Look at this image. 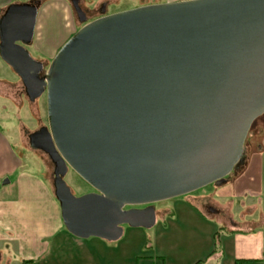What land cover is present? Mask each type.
I'll return each mask as SVG.
<instances>
[{
    "label": "water",
    "instance_id": "1",
    "mask_svg": "<svg viewBox=\"0 0 264 264\" xmlns=\"http://www.w3.org/2000/svg\"><path fill=\"white\" fill-rule=\"evenodd\" d=\"M42 0L0 17V58L31 105L47 95L48 127L30 147L55 166L64 225L109 242L150 230L151 206L227 184L264 115V0H190L107 14L84 25L48 68L34 60ZM45 137V146L41 144ZM73 170L96 193L76 197ZM150 205V206H149ZM148 206L145 209L127 207Z\"/></svg>",
    "mask_w": 264,
    "mask_h": 264
},
{
    "label": "crops",
    "instance_id": "2",
    "mask_svg": "<svg viewBox=\"0 0 264 264\" xmlns=\"http://www.w3.org/2000/svg\"><path fill=\"white\" fill-rule=\"evenodd\" d=\"M31 1L0 0V17L7 7ZM121 1L79 0V5L88 14L104 4L108 11ZM76 19L79 22L71 0H42L34 39L72 37L81 29ZM0 76L1 93L23 107L26 95L21 79L17 74L15 81ZM256 128L263 145L251 148L241 172L225 188L194 193L171 208L157 209L161 222L156 221L152 231L124 227L116 243L80 239L68 232L48 173L49 161L30 147L27 134L36 130H23L21 137L23 146L36 154L41 173L29 169L32 160H23L1 132L0 264H236L238 260L264 264V122ZM87 194L91 193L81 196ZM204 204L218 213L207 212ZM241 206L250 217L257 215V220L242 217L241 222L235 221L233 212Z\"/></svg>",
    "mask_w": 264,
    "mask_h": 264
},
{
    "label": "rangeland",
    "instance_id": "3",
    "mask_svg": "<svg viewBox=\"0 0 264 264\" xmlns=\"http://www.w3.org/2000/svg\"><path fill=\"white\" fill-rule=\"evenodd\" d=\"M183 1H190V0H143V1L122 0L120 3L111 5L107 11V14L109 13H110L109 15L117 14L121 12L132 11L142 7L150 6V5L144 6V3L147 4V3L155 2L156 4L154 5H163L162 3L165 4V2L175 3V2H183ZM97 10L91 11L87 14L90 21L99 17V13L96 12ZM50 16H52V14ZM76 23L78 27L82 28L84 26L81 23H79L77 19H76ZM72 37L67 38L63 35L57 38H48V37H43L42 39L35 38L33 45L28 47L27 49L34 60L45 63L49 68L53 60L57 56V54ZM5 65L6 64L0 58V67L2 66L5 69L0 71V75L4 74L5 76H2L3 78L10 81H15L17 79L16 74H14V71L8 65L7 66ZM22 102H23V107H19L15 102L6 98L4 93H1L0 91V133L1 132L5 133L6 137L9 138L10 141H12L15 147H17V151H18L17 153H19L18 155L21 158H23V160H26L27 158H30L32 160L31 165H29L30 170H34V172L41 173L43 169L41 166H39V164H37L38 161H36L37 160L36 154H34L33 151L30 152L27 149V147L23 146L21 132L23 130L27 131V129L30 131H35L41 125L46 126L48 124L47 95L44 94L40 99L36 101V103L33 105V109L35 110L31 108L32 105L29 103L26 96L23 97ZM258 122H264V115L260 116L258 119L254 121L249 136L247 138L245 146L249 147L248 149L246 148V150L250 154L252 147L255 146L261 147L263 145L262 143L263 139L261 138L262 136L259 135L260 133L257 132V128H256ZM236 175H233V177H235ZM65 182L67 183L72 193L76 197H80L83 193L93 192L91 186L88 185L81 177H79L71 169H69L68 174L65 177ZM216 188L217 187H215L214 185H210L206 188L198 190L197 192H195V194H201L206 192L213 193L215 192ZM223 188L225 187L222 186L217 189L221 190ZM187 196H182L175 199L159 202L156 203L155 206L157 207V209L171 208L173 207V205L177 203V201H181L184 199V197ZM236 209L237 210L233 212L235 221L241 222L242 217H244L246 220H249L250 218L253 220H257L258 217L257 215H253L250 217V215L245 214L246 210L245 208H242V206L241 208L236 207ZM157 221L158 224H160L161 219L157 218ZM125 228L127 229L128 227ZM152 229L145 231H147L148 233V231H152Z\"/></svg>",
    "mask_w": 264,
    "mask_h": 264
},
{
    "label": "flooded vegetation",
    "instance_id": "4",
    "mask_svg": "<svg viewBox=\"0 0 264 264\" xmlns=\"http://www.w3.org/2000/svg\"><path fill=\"white\" fill-rule=\"evenodd\" d=\"M165 3H167V2H165ZM154 4H156L155 2H152V3H147V4H145L144 3V6H146V5H150V6H153ZM162 4H164V3H162ZM105 5V4H104ZM103 9V5H102V7L98 10V13H100V11ZM106 9H107V6H106ZM86 16H87V14H85ZM88 17V16H87ZM45 127H48V124L46 125V126H43V125H41L39 128H37L36 129V131L35 132H37V131H40L41 129H43V128H45ZM28 135V138H29V136H30V134H27ZM249 136V135H248ZM42 138V142H41V144L43 145L44 143H45V137L44 136H41ZM248 138V137H247ZM30 141V140H29ZM247 141V140H246ZM46 144V143H45ZM45 144L43 145V146H45ZM246 144V143H245ZM245 148H249L248 146L246 147L245 146ZM42 153V152H41ZM248 151L246 150L245 151V159H244V163H246V161H247V158H248ZM42 154H44V156L48 159V156L45 154V153H42ZM48 161H49V159H48ZM242 168L243 167H241L238 171H236V172H233L231 175H229L228 177H227V183H228V181L231 179V178H233V175H236V174H239L240 172H241V170H242ZM48 173L51 175V177H52V183H53V187H54V180H55V176H54V173H55V166L49 161V169H48ZM216 187V186H215ZM92 188V187H91ZM93 189V188H92ZM93 193H96L95 192V190L93 189V192L91 193V194H93ZM150 206V205H149ZM151 206H153V207H155V209H156V213H157V208H156V206H155V204L154 205H151ZM148 206H137V207H127V208H125V211H129V210H131V209H145V208H147ZM203 207H204V209L207 211V212H214V213H218L217 212V210L214 208V207H212L210 204H204L203 205ZM222 216L223 217H227L226 216V214L225 213H223L222 214Z\"/></svg>",
    "mask_w": 264,
    "mask_h": 264
},
{
    "label": "trees",
    "instance_id": "5",
    "mask_svg": "<svg viewBox=\"0 0 264 264\" xmlns=\"http://www.w3.org/2000/svg\"><path fill=\"white\" fill-rule=\"evenodd\" d=\"M236 264H245V261L238 260L236 261Z\"/></svg>",
    "mask_w": 264,
    "mask_h": 264
}]
</instances>
